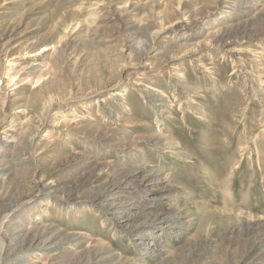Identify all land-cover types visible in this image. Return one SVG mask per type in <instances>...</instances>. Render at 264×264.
<instances>
[{"label": "rangeland", "instance_id": "obj_1", "mask_svg": "<svg viewBox=\"0 0 264 264\" xmlns=\"http://www.w3.org/2000/svg\"><path fill=\"white\" fill-rule=\"evenodd\" d=\"M0 264H264V0H0Z\"/></svg>", "mask_w": 264, "mask_h": 264}]
</instances>
